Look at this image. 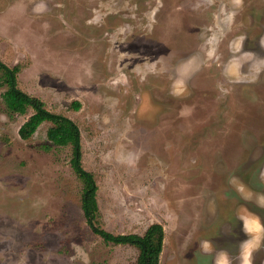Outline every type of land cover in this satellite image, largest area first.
<instances>
[{
    "label": "rangeland",
    "instance_id": "rangeland-1",
    "mask_svg": "<svg viewBox=\"0 0 264 264\" xmlns=\"http://www.w3.org/2000/svg\"><path fill=\"white\" fill-rule=\"evenodd\" d=\"M0 60L80 128L98 226L162 224L159 264H264V0H0ZM1 83L0 264H138Z\"/></svg>",
    "mask_w": 264,
    "mask_h": 264
},
{
    "label": "trees",
    "instance_id": "trees-1",
    "mask_svg": "<svg viewBox=\"0 0 264 264\" xmlns=\"http://www.w3.org/2000/svg\"><path fill=\"white\" fill-rule=\"evenodd\" d=\"M20 66L9 67L0 60V76L3 85L7 86V91L19 98L26 107L34 109V113L20 127L19 134L22 139H30L45 121L53 123L48 130L49 139L56 145L72 146V167L83 183L82 208L88 224L92 230L100 235L105 241L114 244L133 245L140 250L138 264H159L160 255L164 245V227L162 224L151 225L144 235L129 234L115 235L97 225L99 216V205L97 201L96 180L94 174L88 172L82 166V146L81 131L78 125L70 118L55 114L45 108L44 102L36 97H32L18 87V74ZM75 109H80L79 102H73Z\"/></svg>",
    "mask_w": 264,
    "mask_h": 264
},
{
    "label": "flooded vegetation",
    "instance_id": "flooded-vegetation-1",
    "mask_svg": "<svg viewBox=\"0 0 264 264\" xmlns=\"http://www.w3.org/2000/svg\"><path fill=\"white\" fill-rule=\"evenodd\" d=\"M256 185V187L258 186V184H255ZM260 185V184H259Z\"/></svg>",
    "mask_w": 264,
    "mask_h": 264
},
{
    "label": "crops",
    "instance_id": "crops-1",
    "mask_svg": "<svg viewBox=\"0 0 264 264\" xmlns=\"http://www.w3.org/2000/svg\"><path fill=\"white\" fill-rule=\"evenodd\" d=\"M241 264V263H240Z\"/></svg>",
    "mask_w": 264,
    "mask_h": 264
}]
</instances>
